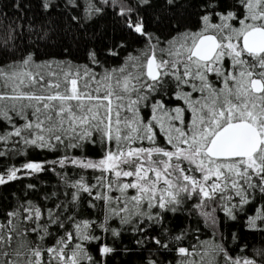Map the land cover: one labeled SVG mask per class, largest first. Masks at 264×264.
Returning a JSON list of instances; mask_svg holds the SVG:
<instances>
[{"label":"snow or ice","instance_id":"1","mask_svg":"<svg viewBox=\"0 0 264 264\" xmlns=\"http://www.w3.org/2000/svg\"><path fill=\"white\" fill-rule=\"evenodd\" d=\"M39 7L58 14L84 62L70 59L68 48L63 59H38L31 45L17 55L25 26L16 21L24 17L7 26L0 186L51 171L59 190L0 208V264H102L93 242L104 258L128 231L139 237L140 264H264V246L249 254L243 231L264 234V0H40ZM13 8L31 4L15 0ZM0 18H8L3 9ZM109 18L111 32L98 25ZM41 31L44 40L56 34ZM34 150L55 158L28 159ZM20 154L23 162H7ZM26 189L37 193L36 184ZM181 211L202 217L212 237L186 243L201 230L169 216ZM222 228L238 229L229 231L236 247ZM163 250L173 260L161 259Z\"/></svg>","mask_w":264,"mask_h":264},{"label":"trees","instance_id":"2","mask_svg":"<svg viewBox=\"0 0 264 264\" xmlns=\"http://www.w3.org/2000/svg\"><path fill=\"white\" fill-rule=\"evenodd\" d=\"M40 0H25V4H31V10L16 12L13 8V4L15 0H0V9H3L4 12L7 13V19L0 18V49H3V41L8 38L7 36V26L9 23L13 21L16 16L24 17L21 21H16L17 23H22L25 28L22 32H19L17 35V39L15 40V44L17 45V55L19 51L31 45L29 50H33L37 52L38 59H49L55 57L57 59L64 58V48L69 49L70 59H76L77 62H84L81 57L83 56V52L77 48L75 44L69 39L71 33L68 36H64L60 30L64 28V25L60 22V18L57 13L45 12L43 9L39 7ZM63 2V0H61ZM6 6V7H5ZM194 19V17H193ZM54 21V22H53ZM33 25L31 31L28 30L29 24ZM111 19H106L102 21H98V25H107L109 32H111ZM42 28H49L55 30L56 34H50L47 40L41 39L43 37ZM92 31V29H90ZM97 34H99L100 28L97 27L95 29ZM99 38V35H98ZM61 43L63 46H61ZM138 46V45H137ZM11 48V43L9 44V49ZM131 50V49H129ZM124 53H121V58L124 56ZM114 63L116 61H113ZM75 151V150H73ZM98 149L95 147H91L89 149V154L95 156ZM59 154V153H57ZM28 159H54L55 157L50 154L48 151L34 150L27 154ZM25 159L24 154L17 155L14 159L7 161L8 163H16L17 165ZM4 158H0V164L5 163ZM59 171V168H57ZM98 174V173H96ZM89 175H92L91 170H89ZM59 182V177L55 175V173L48 171L46 173L37 174L32 177H21L16 182H10L8 187L0 186V208H3L5 205H14L16 203V197L19 196L21 198H31L38 199L42 198L45 192H51L57 189V185ZM94 182V181H93ZM28 184H36L37 185V193L33 194L31 190L26 189V185ZM62 187V186H61ZM28 193L27 197H25V193ZM195 203L192 201L188 207L191 208V204ZM51 206V205H49ZM90 212L95 213V209H90ZM222 219H224V214L218 212ZM170 217H179L182 221L183 227H187L191 225V228L194 230L199 228L201 230L200 233H195L194 231L189 233L187 242H191L192 244L196 243L195 236L199 235L201 240L209 239L212 237V229L206 225L203 221L202 217H197L195 214L192 216H188L186 211H181L179 213H169ZM225 225H232L234 222L231 220H224ZM118 226V224H117ZM236 228H222L220 231H224L225 238L228 240L229 247H236L237 242H232L231 237L229 235V231H237ZM245 233L246 242L249 243V254H251V249L259 248L264 246V234L259 232L253 233L248 229L243 230ZM99 234V233H97ZM139 239L138 236L131 233L130 231L122 233L121 237L118 238L117 243L115 244L116 252L113 254H109L107 257L101 258L97 253L95 242H93V246L91 251L96 256V259L101 260L102 264H140V256L139 252L141 249L137 247L135 244V240ZM109 240L111 241V237L109 236ZM150 247V246H149ZM125 248L130 250L129 253L124 251ZM145 255H147V249L144 250ZM160 258L168 261L173 260L172 254H167L166 250H163L160 253Z\"/></svg>","mask_w":264,"mask_h":264}]
</instances>
